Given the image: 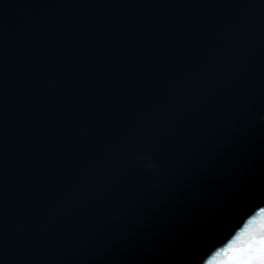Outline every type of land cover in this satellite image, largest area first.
I'll return each mask as SVG.
<instances>
[{"label":"water","instance_id":"1","mask_svg":"<svg viewBox=\"0 0 264 264\" xmlns=\"http://www.w3.org/2000/svg\"><path fill=\"white\" fill-rule=\"evenodd\" d=\"M261 193L264 0H0V264H205Z\"/></svg>","mask_w":264,"mask_h":264},{"label":"clouds","instance_id":"2","mask_svg":"<svg viewBox=\"0 0 264 264\" xmlns=\"http://www.w3.org/2000/svg\"><path fill=\"white\" fill-rule=\"evenodd\" d=\"M243 253L250 254L251 259H238ZM211 264H264V214H261L235 247L211 261Z\"/></svg>","mask_w":264,"mask_h":264},{"label":"snow or ice","instance_id":"3","mask_svg":"<svg viewBox=\"0 0 264 264\" xmlns=\"http://www.w3.org/2000/svg\"><path fill=\"white\" fill-rule=\"evenodd\" d=\"M261 200H264V193H261L260 196ZM261 214H264V207H260L259 211L256 212L254 215H250L249 218L244 222V227L238 231L235 236H233L226 245L223 247L217 249L213 255L205 262V264H211V261L221 257L224 253L228 252L230 249L235 247L238 242L241 240V238L249 232L254 222L261 216ZM238 259L242 261H247L251 259V255L248 253L241 254ZM181 264H195V260H184L181 261Z\"/></svg>","mask_w":264,"mask_h":264}]
</instances>
